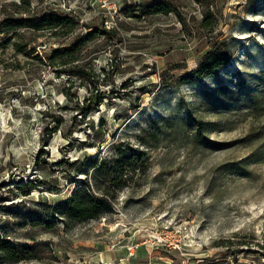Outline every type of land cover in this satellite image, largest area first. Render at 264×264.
Masks as SVG:
<instances>
[{"label": "rangeland", "instance_id": "1", "mask_svg": "<svg viewBox=\"0 0 264 264\" xmlns=\"http://www.w3.org/2000/svg\"><path fill=\"white\" fill-rule=\"evenodd\" d=\"M215 49L225 66L195 76ZM78 188L111 209L66 217ZM0 248L264 264V0H0Z\"/></svg>", "mask_w": 264, "mask_h": 264}, {"label": "trees", "instance_id": "2", "mask_svg": "<svg viewBox=\"0 0 264 264\" xmlns=\"http://www.w3.org/2000/svg\"><path fill=\"white\" fill-rule=\"evenodd\" d=\"M169 7L158 3L153 5L150 11L156 12H168ZM67 17L58 13H46L42 16V21L44 24H48L49 27H59L62 24H66ZM105 32H108L104 30ZM84 41V39L78 40L74 47H67L63 49H54L50 56L49 60L54 61L57 58H61L63 54L72 56L73 52L78 47V44ZM219 50L208 51L207 54L203 57V60L199 64V68L194 71V75L197 77L204 76L206 74L215 73L218 68L225 66L226 60L223 56L219 54ZM72 58V57H71ZM124 159V158H122ZM120 162V160H117ZM111 209V206L107 200L103 197L93 194L89 189L78 188L75 192L67 198L62 204L58 206V210L65 214L66 217L70 219L83 220V218H93L98 216V214L106 212ZM4 249V248H0Z\"/></svg>", "mask_w": 264, "mask_h": 264}]
</instances>
